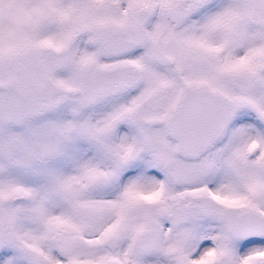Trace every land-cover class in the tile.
Wrapping results in <instances>:
<instances>
[{"label": "snow or ice", "instance_id": "obj_1", "mask_svg": "<svg viewBox=\"0 0 264 264\" xmlns=\"http://www.w3.org/2000/svg\"><path fill=\"white\" fill-rule=\"evenodd\" d=\"M0 264H264V0H0Z\"/></svg>", "mask_w": 264, "mask_h": 264}]
</instances>
